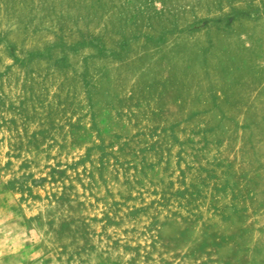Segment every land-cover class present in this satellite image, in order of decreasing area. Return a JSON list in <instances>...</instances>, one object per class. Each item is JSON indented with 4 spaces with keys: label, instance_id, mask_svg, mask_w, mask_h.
Listing matches in <instances>:
<instances>
[{
    "label": "rangeland",
    "instance_id": "1",
    "mask_svg": "<svg viewBox=\"0 0 264 264\" xmlns=\"http://www.w3.org/2000/svg\"><path fill=\"white\" fill-rule=\"evenodd\" d=\"M0 264H264V0H0Z\"/></svg>",
    "mask_w": 264,
    "mask_h": 264
}]
</instances>
